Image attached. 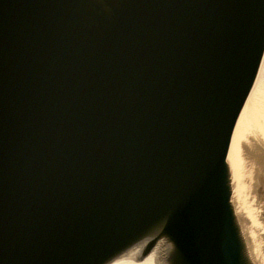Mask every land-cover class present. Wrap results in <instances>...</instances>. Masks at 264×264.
Segmentation results:
<instances>
[{
  "label": "water",
  "instance_id": "obj_1",
  "mask_svg": "<svg viewBox=\"0 0 264 264\" xmlns=\"http://www.w3.org/2000/svg\"><path fill=\"white\" fill-rule=\"evenodd\" d=\"M263 57L264 0H0V264H264Z\"/></svg>",
  "mask_w": 264,
  "mask_h": 264
},
{
  "label": "bare ground",
  "instance_id": "obj_2",
  "mask_svg": "<svg viewBox=\"0 0 264 264\" xmlns=\"http://www.w3.org/2000/svg\"><path fill=\"white\" fill-rule=\"evenodd\" d=\"M248 125V126H247ZM250 128L249 134H253L258 137L264 143V57L258 72L256 83L250 93V96L246 102V105L242 111L239 119V129ZM235 144V148H236ZM236 160V153L233 149L232 161ZM155 257L144 260L141 263H137L130 257L122 258L113 264H155Z\"/></svg>",
  "mask_w": 264,
  "mask_h": 264
}]
</instances>
